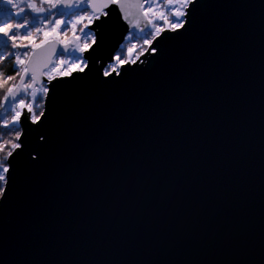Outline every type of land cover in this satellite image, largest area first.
I'll list each match as a JSON object with an SVG mask.
<instances>
[{"label": "snow or ice", "instance_id": "1", "mask_svg": "<svg viewBox=\"0 0 264 264\" xmlns=\"http://www.w3.org/2000/svg\"><path fill=\"white\" fill-rule=\"evenodd\" d=\"M254 38L259 233L242 214L226 219L206 241L224 253L212 264H264V0H0V264H41L53 243L114 256L159 251L166 238L171 250L173 237L127 227L107 239L79 225L65 231L64 211L73 204L87 215L94 193L117 187L103 168L132 154L137 193L153 169L178 195L206 180L209 159L220 165L218 188L242 174Z\"/></svg>", "mask_w": 264, "mask_h": 264}, {"label": "water", "instance_id": "2", "mask_svg": "<svg viewBox=\"0 0 264 264\" xmlns=\"http://www.w3.org/2000/svg\"><path fill=\"white\" fill-rule=\"evenodd\" d=\"M259 3V0H254ZM115 38V37H114ZM247 51V63L244 77L248 81V102L252 106L254 120L249 125L250 143L243 154V173L235 174L231 179L222 181L223 187L218 188L216 175L220 165L213 159L207 163L205 181L197 182L186 189L182 195L171 191L166 186L168 173L153 169L146 178L143 191L136 192L137 172L131 157L125 156L115 170L110 165L103 168L105 176L113 177V185H105L93 199L88 202L87 215L80 208L69 204L64 211L63 228L71 231L79 225L90 238L103 236L107 239L112 233L123 227L143 231L145 237H173L171 250H168V240L163 239L161 250L145 248L138 251L129 248L123 254L117 252L114 256L105 255L103 251L81 246L70 247L57 251L55 245H50L38 256L41 264L51 262H69V264H98L113 258L127 260L133 264H212L224 258L223 250L218 248L209 251L206 241L214 230L225 226L226 219L237 215L247 218L252 235L259 233V47L258 38ZM248 125V122H245ZM222 127V122L217 123ZM176 183H183V174L174 178ZM121 181H126L121 183ZM240 184L239 196L234 185ZM131 200L129 206L123 201ZM189 234H197L198 242Z\"/></svg>", "mask_w": 264, "mask_h": 264}, {"label": "rangeland", "instance_id": "3", "mask_svg": "<svg viewBox=\"0 0 264 264\" xmlns=\"http://www.w3.org/2000/svg\"><path fill=\"white\" fill-rule=\"evenodd\" d=\"M4 114L5 113L3 111H0V118H2Z\"/></svg>", "mask_w": 264, "mask_h": 264}, {"label": "trees", "instance_id": "4", "mask_svg": "<svg viewBox=\"0 0 264 264\" xmlns=\"http://www.w3.org/2000/svg\"><path fill=\"white\" fill-rule=\"evenodd\" d=\"M6 134V133H5Z\"/></svg>", "mask_w": 264, "mask_h": 264}]
</instances>
